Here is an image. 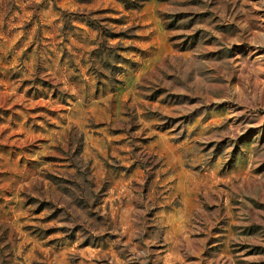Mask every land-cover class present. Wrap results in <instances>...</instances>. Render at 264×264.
<instances>
[{"label": "rangeland", "instance_id": "rangeland-1", "mask_svg": "<svg viewBox=\"0 0 264 264\" xmlns=\"http://www.w3.org/2000/svg\"><path fill=\"white\" fill-rule=\"evenodd\" d=\"M0 264H264V0H0Z\"/></svg>", "mask_w": 264, "mask_h": 264}]
</instances>
